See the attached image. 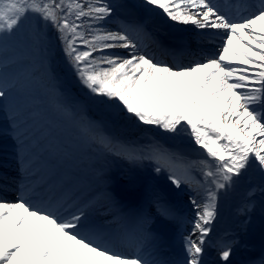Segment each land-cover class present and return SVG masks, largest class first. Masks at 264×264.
<instances>
[{
  "label": "snow or ice",
  "instance_id": "obj_1",
  "mask_svg": "<svg viewBox=\"0 0 264 264\" xmlns=\"http://www.w3.org/2000/svg\"><path fill=\"white\" fill-rule=\"evenodd\" d=\"M129 7L139 19L120 18ZM151 16L191 25L198 36L207 30L220 43L188 65L160 61L139 39L150 37ZM26 27L28 51L16 53L11 44ZM57 50L87 104L108 119L155 126L173 138L190 134L206 156L189 160L158 143L141 147L105 134L71 89L58 87ZM38 71L90 150L151 168L155 177L167 173L172 188L189 189L191 217L179 218L151 192L126 211L103 169L99 196L87 200L38 184L23 101ZM2 108L15 155L13 174L0 172V264H234L238 241L216 236L214 224L222 199L242 189L236 211L246 214L254 194H264V0H0ZM194 166L201 180L189 174Z\"/></svg>",
  "mask_w": 264,
  "mask_h": 264
},
{
  "label": "rangeland",
  "instance_id": "obj_2",
  "mask_svg": "<svg viewBox=\"0 0 264 264\" xmlns=\"http://www.w3.org/2000/svg\"><path fill=\"white\" fill-rule=\"evenodd\" d=\"M119 2L126 5H135L139 3V0H119ZM119 16L124 20H137L139 19L140 14L136 9L129 7L122 9L119 13ZM149 18L154 19L160 17H147L146 21H149ZM28 34L29 29L26 27L18 40L12 42L11 49H13L16 53H26L28 51ZM204 34L198 36L195 34V31L192 30L190 35L186 38L184 37L181 41L164 37L165 39L159 42L161 47H159V45L158 47H151V44L149 47H151L152 50L157 51L158 54H167L168 57L170 53H173L171 49L175 47V55L169 58L170 60H176L177 56L181 53L187 52L188 54H191L198 52V47H202L204 50H206V47L210 45L212 46V40H217V37L213 33L206 35ZM150 37L152 38V35H150ZM139 39H142L144 42H146L147 37L144 39L143 36H141ZM184 45L187 47L192 46L191 48L193 49L191 51H187L185 48H183ZM165 49H168V51H165ZM11 54L12 53H10V55ZM55 66L59 79L58 87L65 89L70 88L72 95L85 105L87 115L93 120L99 121L103 124L105 134L114 136L120 141L134 142L137 146L141 147L152 143H158L169 151L182 154L189 160H198L201 158L202 154L206 156L202 149L195 148L191 142V137H188L185 134L181 135L180 137L173 138L169 134L162 133L155 126L132 124L126 121L113 122L112 120L108 119L105 112L99 109L97 106L87 104V94L80 90L76 81L70 77L69 69H67V67L63 64L62 53H60L59 50L56 52ZM37 69H39L38 64ZM23 101L29 110L27 122H29V118H33L38 120V125L45 123L43 127H45L46 131L44 132L51 134V136H54V138L59 137L57 138L59 139V147H61V144L66 142L68 150L72 152V160H68L66 164H61L60 170L63 172L65 180V177H68L69 175V180L71 179L69 183L70 185H78L81 187L86 186L90 190L87 193V198L91 196H99L97 189L101 187L99 183L100 177L98 176L99 171H96L95 169L101 170L98 169V167H104L103 170L105 172V178L108 181V188L112 193L119 192L121 193L119 195L124 196L125 199L141 202L145 194L151 192L161 197L170 205L173 204V201H175L177 195H175V190L169 185V182L167 181V173H163L161 177H155V174L151 171V168H132L127 161L112 156H108L107 159H105L100 154L98 155V153L94 150H90L82 142L78 135L77 128L72 120L58 110L55 96L50 91V87L43 78L41 71L37 72L35 79L26 83L25 90L23 92ZM27 128L29 134L33 128H30L29 126H27ZM2 129L5 131L3 132V135H0V140L3 136H5L6 138L2 139L5 140L4 144H13L14 142L8 134L9 120L7 108L0 109V132H2ZM32 139L35 143L38 142L39 144L42 141L37 139V137ZM48 139L47 141H50ZM57 139H55V141ZM43 142L45 143V140ZM44 148H46V146L42 147V149ZM7 149L8 148L0 147V151ZM12 150L14 149H8L7 152H11ZM86 156L89 157V162L87 160V162L85 161ZM94 159L97 160L95 161ZM4 160L8 161L9 157H5ZM74 160L80 163V165L75 168L73 165ZM106 161L107 164L105 163ZM70 168L74 169L71 171ZM0 171H2V169H0ZM189 174L192 178L194 177V181L202 179V175L198 169L196 172L194 170L192 174ZM88 182L94 185L93 189L89 187L91 185L88 184ZM251 182L253 184L257 183L255 178H253ZM185 188L187 192L184 193L183 197L187 199L190 193L187 187H183L182 192L185 190ZM169 189H171L172 193ZM241 192L242 189L237 194H233L231 197L222 199L220 201L218 216L214 224V232L217 234V236H219V234L223 231L224 234L222 236L227 235L229 238H234L238 241V244L242 238L243 229L246 228V217H241L239 213L235 212L236 208L238 207L236 202L241 201L242 198L240 194ZM252 199H255L254 204L260 206L261 197L258 193H255ZM185 203L187 204V202ZM258 209H260V207H258ZM243 221L245 223L244 225L242 223ZM219 228L222 229L220 232L218 230ZM238 244L234 246L233 252L235 251ZM232 259L234 260V253Z\"/></svg>",
  "mask_w": 264,
  "mask_h": 264
},
{
  "label": "bare ground",
  "instance_id": "obj_3",
  "mask_svg": "<svg viewBox=\"0 0 264 264\" xmlns=\"http://www.w3.org/2000/svg\"><path fill=\"white\" fill-rule=\"evenodd\" d=\"M222 2H224V0ZM110 27H112L113 30H115L116 25L113 24V25H110ZM185 28L187 29L186 31H185ZM146 29H147V32L152 35V38L147 37L146 42H144V40H142V39H141V41L144 45L147 46V50L151 54H153L156 57V59L162 60V61H164L165 59H170L171 57H173L175 55V53L174 54L170 53L169 54L170 58H169L167 54H165V55L158 54L157 51L152 50L151 47H153V46L158 47V45H159V47H161L159 42L165 38H171V39H175L177 41H181V40H183L184 37L185 38L188 37L190 35V32L193 30L191 25L184 26V25L176 24L174 26H170V22L165 23L161 20V18H154V19H150L149 21H146ZM193 31H195V30H193ZM206 34H212V33L207 32V30H205L204 35H206ZM143 38L145 39V36H143ZM218 42L220 43V40L218 38H217V40H212V46L210 45V46L206 47V50L208 51L211 47L217 46L219 44ZM149 45L151 47H149ZM191 47H187L186 45L183 46V48H185V49L188 48L187 51H191L193 49ZM199 48H200L199 53L206 51L202 47H199ZM178 56H177V61L175 63L176 64H182V65H185V64L188 65V64L192 63L193 61L199 59V54L197 52H194L193 56L192 55H190V56H182L181 55V58H178ZM166 62H168V61H166ZM29 122L33 126L38 122V120L33 119V118H29ZM44 124L45 123H43L42 126H44ZM31 128H33V127H31ZM27 131H28V128H27ZM185 135L190 137V134H185ZM29 136L31 139L37 137V139L42 140L40 142V144L39 143L36 144V158H37L36 170H37V167H41V168H38L39 173L43 172V171L44 172L40 173L42 175H36V182H40V184L44 185L46 190H52L56 184L57 186H56L55 191L65 190L68 192L69 195L76 196V197L79 196L78 198L81 200L88 199L87 193L90 190L86 186L81 187L78 185H74V186L70 185V186L66 187L65 184H69L70 180H71V179L69 180V175H68V177H65L66 180L64 179V175H62L63 172L61 175H57L56 171L60 169L61 164H66L67 161L71 159L70 158V151L68 150V148L66 146V142L61 144V147H59L60 146L59 142L58 141L55 142V139H57L59 137L54 138V136H51V134L45 133L44 131L39 132L38 128H35L34 132L31 131L29 133ZM47 139L50 141H47ZM44 140H45V143L43 142ZM60 143H62V142H60ZM2 144H4V143H1V145ZM7 145L13 146L14 143L13 144H7ZM43 146H46V148L41 149L40 147H43ZM54 146H56V147H54ZM5 153L0 151V169H3L0 172L8 171V170L12 171V169L14 168V160L11 163L6 162V161H2L1 158ZM98 155H99V153H98ZM71 157H72V155H71ZM86 160L88 161L89 157L86 156L85 161ZM94 160L96 161L97 159H94ZM105 163L107 164V161ZM73 165L75 168V167L79 166L80 163H78V161L74 160ZM44 166L47 167L46 170H45ZM103 168L104 167H98V169H103ZM73 169L70 168L71 171ZM197 169L198 168H196L194 166L189 170V173L192 174L194 172V170L196 172ZM95 170L100 171L97 169H95ZM52 180H53V182H52ZM49 183H53L52 188L49 185ZM88 184H90V182H88ZM90 185L91 186H89V187H91V189H93L94 185L93 184H90ZM174 190H175V195H177V197H176L175 201H173L172 206L176 209L178 217L179 218H185V217L190 218L192 215V212H191L190 206H188V204H186L184 202V200H182L183 199L182 198L183 192L181 190H176V189H174ZM256 193H258L261 197L260 206H257L256 204H254V207L252 208V210L250 212H248L246 214H240L241 217H246V221H245L246 228L243 229L242 238L240 239V242L237 246L238 250L236 252V259L239 262V264H247V263L249 264L250 260H251L252 264H255L258 254H261V252H263V249H264V220H263V217H264V212H263L264 194H262L258 191ZM114 194H116V196H120L119 194H121V193L117 192ZM117 200L120 201L121 205L123 206V208L126 211L134 210L136 208V206L140 203L139 201L125 199V198L124 199L118 198ZM253 200L255 201V199H253ZM239 204H240V201L236 202L237 206ZM258 207H260V209H258ZM235 212H237V211H235ZM242 223H243V225L245 224L244 221ZM180 227L183 228L181 225H180ZM184 227L190 228V225L184 226ZM218 230L220 232L222 229L219 228ZM223 234H224V232L222 231L219 234V236H222ZM215 235L217 236L216 233H215Z\"/></svg>",
  "mask_w": 264,
  "mask_h": 264
}]
</instances>
